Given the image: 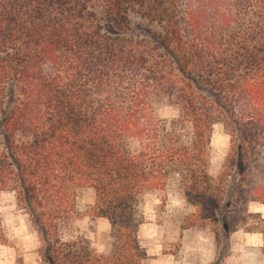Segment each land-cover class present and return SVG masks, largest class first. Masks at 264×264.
<instances>
[{
	"label": "trees",
	"instance_id": "16d2710c",
	"mask_svg": "<svg viewBox=\"0 0 264 264\" xmlns=\"http://www.w3.org/2000/svg\"><path fill=\"white\" fill-rule=\"evenodd\" d=\"M175 110L168 118L156 108ZM230 137L210 174L215 124ZM264 0H0V191L15 193L40 264H143L135 210L176 186L214 232L264 204ZM92 188L117 239L99 254L65 232ZM205 217V219H204ZM7 241L0 218V243Z\"/></svg>",
	"mask_w": 264,
	"mask_h": 264
},
{
	"label": "rangeland",
	"instance_id": "374dc122",
	"mask_svg": "<svg viewBox=\"0 0 264 264\" xmlns=\"http://www.w3.org/2000/svg\"><path fill=\"white\" fill-rule=\"evenodd\" d=\"M158 116L171 117L175 110L165 103L156 108ZM210 174L215 177L230 151V137L222 124H215L210 138ZM256 176L264 175V148L249 157ZM95 200L92 188H80L76 202L80 211L65 237L86 242L99 254H111L117 239L107 219L92 214ZM196 208L183 197L182 191L169 187L164 192L147 194L137 205L138 239L147 253L143 264H210L216 257L214 232L222 239L223 228L207 218L208 225L188 226L186 219L196 214ZM0 218L7 241L0 243V264H40L39 241L24 211L18 206L15 193L0 191ZM228 246L223 264H264V205L249 203L241 210L226 214Z\"/></svg>",
	"mask_w": 264,
	"mask_h": 264
},
{
	"label": "crops",
	"instance_id": "0c3cea01",
	"mask_svg": "<svg viewBox=\"0 0 264 264\" xmlns=\"http://www.w3.org/2000/svg\"><path fill=\"white\" fill-rule=\"evenodd\" d=\"M260 204V203H259ZM262 205H264V204H262Z\"/></svg>",
	"mask_w": 264,
	"mask_h": 264
}]
</instances>
